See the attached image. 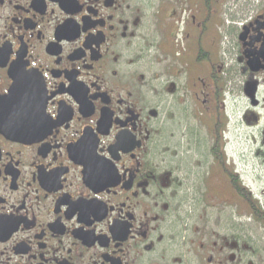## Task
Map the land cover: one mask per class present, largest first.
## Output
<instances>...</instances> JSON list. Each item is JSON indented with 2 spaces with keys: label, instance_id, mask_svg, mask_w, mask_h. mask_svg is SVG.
<instances>
[{
  "label": "flooded vegetation",
  "instance_id": "af4514ba",
  "mask_svg": "<svg viewBox=\"0 0 264 264\" xmlns=\"http://www.w3.org/2000/svg\"><path fill=\"white\" fill-rule=\"evenodd\" d=\"M13 86L33 118L0 132V264H264L236 211L179 200L219 176L251 195L241 129L264 169V0H0Z\"/></svg>",
  "mask_w": 264,
  "mask_h": 264
},
{
  "label": "rangeland",
  "instance_id": "374dc122",
  "mask_svg": "<svg viewBox=\"0 0 264 264\" xmlns=\"http://www.w3.org/2000/svg\"><path fill=\"white\" fill-rule=\"evenodd\" d=\"M167 129L173 130L178 137L185 139L183 135L184 128L180 129L177 126H174L171 118L168 121ZM237 134L238 135H232L234 140L233 145L236 149L233 151V154L237 160V170L240 172L242 184L250 191L253 198L257 200L259 205L264 209V169L259 166L255 159V149L259 145V137L256 134L252 136L248 131L242 129ZM180 153L184 155L183 151H180ZM220 177L221 176L215 181L211 179L204 180L203 182L197 180L195 182L186 181L183 186L184 192L187 191V189H191L195 194L184 196L183 193V195H180L179 200L182 201L185 210L227 211L228 213L236 211L238 216L235 218L240 226V232L243 239L246 243L253 245V247L259 251L261 256H263L264 227L249 215L248 206L244 200L241 198L233 200V197H229L228 191L223 188L225 185L224 179ZM213 193L221 198L219 202H216V200L212 198ZM224 201H226L227 205H224ZM233 202L236 203V205L233 204ZM212 204L214 205L212 206ZM258 264L263 263L259 262Z\"/></svg>",
  "mask_w": 264,
  "mask_h": 264
},
{
  "label": "water",
  "instance_id": "95a60500",
  "mask_svg": "<svg viewBox=\"0 0 264 264\" xmlns=\"http://www.w3.org/2000/svg\"><path fill=\"white\" fill-rule=\"evenodd\" d=\"M17 95V86H13L8 96L0 100V132L11 140H24L29 136L25 130L29 127L33 117L28 113L27 106L29 103H15L14 98ZM15 105L23 106L24 109L18 111L13 108L16 114L12 116L11 108Z\"/></svg>",
  "mask_w": 264,
  "mask_h": 264
},
{
  "label": "trees",
  "instance_id": "16d2710c",
  "mask_svg": "<svg viewBox=\"0 0 264 264\" xmlns=\"http://www.w3.org/2000/svg\"><path fill=\"white\" fill-rule=\"evenodd\" d=\"M238 195L248 206V212L253 219L264 227V209L259 205V202L253 198L252 195L239 185L237 186Z\"/></svg>",
  "mask_w": 264,
  "mask_h": 264
}]
</instances>
